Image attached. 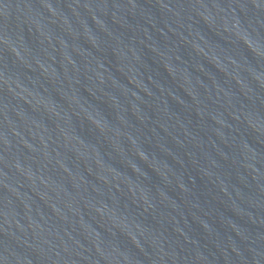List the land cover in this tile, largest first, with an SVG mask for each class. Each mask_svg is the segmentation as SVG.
I'll return each mask as SVG.
<instances>
[{"label": "water", "instance_id": "obj_1", "mask_svg": "<svg viewBox=\"0 0 264 264\" xmlns=\"http://www.w3.org/2000/svg\"><path fill=\"white\" fill-rule=\"evenodd\" d=\"M0 264H264V0H0Z\"/></svg>", "mask_w": 264, "mask_h": 264}]
</instances>
